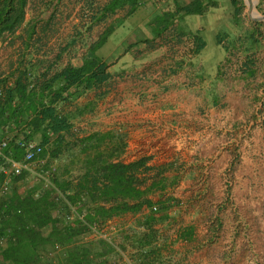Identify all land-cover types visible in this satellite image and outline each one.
<instances>
[{
  "label": "crops",
  "instance_id": "crops-1",
  "mask_svg": "<svg viewBox=\"0 0 264 264\" xmlns=\"http://www.w3.org/2000/svg\"><path fill=\"white\" fill-rule=\"evenodd\" d=\"M175 1L191 0H140L133 12L126 4L99 22L103 28L95 38L86 36L85 43L108 23L118 25L96 51L110 64L106 92L79 98L94 106L75 126L80 135L121 133L123 160L147 157L151 174L158 172L155 179L166 184L162 194L150 195L172 199L144 264H264V63L257 57L258 40L249 45L246 37L256 27L234 18L230 0H203L213 5L203 14L178 15L175 31H166L156 46L146 45L152 21L173 10ZM256 2L251 13L245 4L249 16H255ZM26 20L37 21L34 15ZM180 29L199 31L205 48L191 54L190 34ZM18 40L23 46L16 47ZM30 46L20 30L0 42V75H9L21 60H51L58 53L60 66L80 65L87 51L76 63H61L62 51ZM187 229L189 238H181ZM122 244L128 256L122 252L117 264H139L136 242Z\"/></svg>",
  "mask_w": 264,
  "mask_h": 264
},
{
  "label": "trees",
  "instance_id": "trees-1",
  "mask_svg": "<svg viewBox=\"0 0 264 264\" xmlns=\"http://www.w3.org/2000/svg\"><path fill=\"white\" fill-rule=\"evenodd\" d=\"M58 1L47 0V10L53 11ZM139 1L83 0L82 16L88 18L90 29L126 4L133 12ZM212 3L175 1L173 10L164 9L155 17L152 39L143 42L156 46L166 31H175L174 18L203 14ZM230 3L234 18L240 21L243 0ZM28 4L29 0H0V42L21 30L29 44L37 21L26 20ZM257 9L264 13V0ZM48 14L49 19L52 12ZM261 24L264 21L257 22L254 34ZM116 26L110 22L96 40L86 41L80 65L60 66L58 53L51 60H21L9 75H0V136L8 138L4 152L18 159L27 142H37L42 151L34 167L49 182L23 172L11 177L9 189L0 192V264H111L112 255L125 247L93 228L98 232L112 219L126 215L139 216L133 229L134 257L144 264L150 253L147 246L156 239V225L166 220L172 199L154 201L150 195L162 194L166 184L155 179L158 172L151 174L147 157L123 160L126 142L121 133L104 130L80 135L75 126V120L94 106L79 98L88 91L101 97L106 92L103 86L111 80L110 64L96 51ZM180 33L190 34L191 54L205 48L199 31L180 29ZM3 180L0 173V184ZM22 185L27 186L21 189ZM191 233L187 229L180 237L188 239ZM49 250L56 253L55 260L47 259Z\"/></svg>",
  "mask_w": 264,
  "mask_h": 264
},
{
  "label": "rangeland",
  "instance_id": "rangeland-1",
  "mask_svg": "<svg viewBox=\"0 0 264 264\" xmlns=\"http://www.w3.org/2000/svg\"><path fill=\"white\" fill-rule=\"evenodd\" d=\"M46 1L47 0H29V4L27 7V16L30 17L31 15H34L37 19L35 32L30 39V47H35L39 49V51L47 53L62 51L61 53L63 54V60H61V63L65 62L67 58H70L67 60H71L73 63H76V60L80 59L81 55L85 52L86 36L90 35L95 38L97 34L102 30L103 25L100 23H96L90 29L87 28L88 21L85 20L86 17L82 16L83 9L81 8V5H83V0H59L55 4L53 11L47 10ZM104 1L106 0H96V2L101 4L104 3ZM259 1L260 0H257L255 9L258 13H261L257 9ZM51 12L52 15L48 19V13ZM246 12V6L244 4L241 14L242 23L252 26L254 25L256 27L258 21L250 20L247 17ZM46 21L48 23L46 24V26H43ZM258 27L259 32L256 34V36L252 34L253 32H249L248 34H246V37L248 39L249 45H251L253 41L258 40V44L256 46L259 47L260 51L258 52L257 57L262 61V63H264V24H261ZM17 42H20V40H18ZM20 46H23V42H20V44L16 47ZM69 53H72L73 55H69ZM208 59L210 58L208 57ZM30 183L31 182H27V185ZM27 185H22L21 189H24ZM138 217L139 216L137 215H130L128 218L122 219L119 223L106 224L103 227L105 235L108 239L114 241L119 245L123 246L122 243H129L131 240H133V237L135 235L133 234V229L134 225L137 223ZM128 223H130V225L124 226ZM49 252L50 250L47 253V259L55 260L56 253ZM122 252L128 256V254L124 250L121 251L120 254L115 253L110 259L111 264H117L122 259Z\"/></svg>",
  "mask_w": 264,
  "mask_h": 264
},
{
  "label": "built area",
  "instance_id": "built-area-1",
  "mask_svg": "<svg viewBox=\"0 0 264 264\" xmlns=\"http://www.w3.org/2000/svg\"><path fill=\"white\" fill-rule=\"evenodd\" d=\"M8 144V138L0 136V173L3 174L4 180L0 184V192L7 191L9 189L10 178L20 175L23 172L39 175L36 172L34 165L38 161V155L42 151V147L35 141H29L24 146V154L22 157L16 159L5 154L4 149ZM40 176V175H39ZM43 177L45 183L48 184L46 176ZM93 231L98 233L101 237L107 238L104 233V228L97 232V228L94 227Z\"/></svg>",
  "mask_w": 264,
  "mask_h": 264
},
{
  "label": "water",
  "instance_id": "water-1",
  "mask_svg": "<svg viewBox=\"0 0 264 264\" xmlns=\"http://www.w3.org/2000/svg\"><path fill=\"white\" fill-rule=\"evenodd\" d=\"M247 17L253 21H264V13H258L257 16H249V14H247Z\"/></svg>",
  "mask_w": 264,
  "mask_h": 264
},
{
  "label": "bare ground",
  "instance_id": "bare-ground-1",
  "mask_svg": "<svg viewBox=\"0 0 264 264\" xmlns=\"http://www.w3.org/2000/svg\"><path fill=\"white\" fill-rule=\"evenodd\" d=\"M254 1L255 0H245V2H246L245 4H246V6L248 8V12L249 13H251V8L253 7ZM252 11H254V9H252ZM252 15L257 16L258 12H254V13H252Z\"/></svg>",
  "mask_w": 264,
  "mask_h": 264
}]
</instances>
